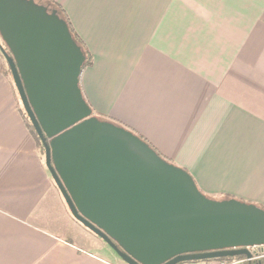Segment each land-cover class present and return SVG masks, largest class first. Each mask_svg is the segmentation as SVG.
Wrapping results in <instances>:
<instances>
[{
    "label": "crops",
    "instance_id": "crops-1",
    "mask_svg": "<svg viewBox=\"0 0 264 264\" xmlns=\"http://www.w3.org/2000/svg\"><path fill=\"white\" fill-rule=\"evenodd\" d=\"M35 1L58 5L87 51L93 115L204 194L264 209V0ZM1 64L0 264H118L48 229L64 202Z\"/></svg>",
    "mask_w": 264,
    "mask_h": 264
},
{
    "label": "water",
    "instance_id": "water-1",
    "mask_svg": "<svg viewBox=\"0 0 264 264\" xmlns=\"http://www.w3.org/2000/svg\"><path fill=\"white\" fill-rule=\"evenodd\" d=\"M0 52L71 216L125 264L252 257L264 209L214 199L130 130L92 114L79 86L85 54L57 9L0 0Z\"/></svg>",
    "mask_w": 264,
    "mask_h": 264
},
{
    "label": "rangeland",
    "instance_id": "rangeland-1",
    "mask_svg": "<svg viewBox=\"0 0 264 264\" xmlns=\"http://www.w3.org/2000/svg\"><path fill=\"white\" fill-rule=\"evenodd\" d=\"M40 152L44 159L42 150H40ZM63 206L64 210L60 207L57 209L56 217H53L54 219H52V223L48 226V229L63 239H70L72 243L78 247L95 253L107 261L125 264L112 248L71 216L65 202ZM205 261L206 260H195L181 264H204Z\"/></svg>",
    "mask_w": 264,
    "mask_h": 264
},
{
    "label": "trees",
    "instance_id": "trees-1",
    "mask_svg": "<svg viewBox=\"0 0 264 264\" xmlns=\"http://www.w3.org/2000/svg\"><path fill=\"white\" fill-rule=\"evenodd\" d=\"M44 5H46V6L49 7V8H55V9H57L59 15H60L62 18H64L65 21L68 23V26H69V29H70V31H71V34H72L73 38L75 39V41L77 42V44H79V46H80L81 49L83 50V53L85 54V61H84L83 65H82V69H81V73H82L83 68H84V67L90 62V57H89L87 51H86L85 48L83 47V44L81 43V41H80V39L78 38V36L74 33V31H73V29H72L70 23L68 22V20H67L65 14H64V11H63L58 5L53 4V3H48V4H44ZM0 42H1V44L3 45V47L6 49V51H8L7 47H6L5 44L2 42L1 39H0ZM0 57H1V60H2L1 71H2V73H3L4 75H6L7 77H9V79H10V81H11V84H12V86H13V89L15 90V94H16V100H17V104H18V111H19V114H20L21 118L23 119V121H24V123H25V125H26L27 130L29 131V133H30L31 136L33 137V139H34L35 143L37 144L38 148H39L40 150H42L43 155H44V148H43V145H42V143H41V141H40V139H39V137H38L36 131L34 130V128H33L32 124H31L29 118L27 117L24 108L22 107V104H21L20 98H19V96H18L17 90H16L15 85H14L13 80H12V76H11V72H10L9 66H8V64H7L6 60L4 59V57H3V55H2L1 52H0ZM80 77H81V74H80ZM79 86H80V79H79ZM80 88H81V87H80ZM81 91H82V90H81ZM82 94H83V93H82ZM83 97H84V95H83ZM84 99H85V97H84ZM85 100H86V99H85ZM86 102H87V101H86ZM87 103H88V102H87ZM92 114H93V112H92ZM96 117H97V116H96ZM98 118L101 119V120H105V119L100 118V117H98ZM59 193H60V192H59ZM205 195H206V194H205ZM206 196L211 197V196H209V195H206ZM61 197H62V196H61ZM62 198H63V197H62ZM211 198H213V197H211ZM63 201H64V199H63ZM64 202H65V201H64ZM237 258L242 259V263H241V264H263V259H254V258L247 259L246 256H244V255H239V256H237ZM220 259H224V258L208 259V260H220Z\"/></svg>",
    "mask_w": 264,
    "mask_h": 264
},
{
    "label": "built area",
    "instance_id": "built-area-1",
    "mask_svg": "<svg viewBox=\"0 0 264 264\" xmlns=\"http://www.w3.org/2000/svg\"><path fill=\"white\" fill-rule=\"evenodd\" d=\"M249 249L253 253L251 258L263 259V264H264V245L259 247L257 246L250 247ZM241 263H242V259H239L237 257H226L224 259H220L216 261V264H241Z\"/></svg>",
    "mask_w": 264,
    "mask_h": 264
}]
</instances>
